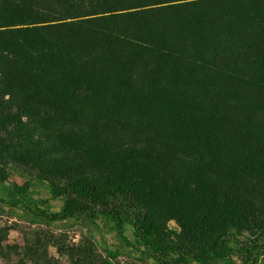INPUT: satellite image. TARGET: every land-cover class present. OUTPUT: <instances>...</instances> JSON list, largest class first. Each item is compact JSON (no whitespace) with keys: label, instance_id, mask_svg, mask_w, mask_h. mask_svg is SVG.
Here are the masks:
<instances>
[{"label":"trees","instance_id":"obj_1","mask_svg":"<svg viewBox=\"0 0 264 264\" xmlns=\"http://www.w3.org/2000/svg\"><path fill=\"white\" fill-rule=\"evenodd\" d=\"M117 117L156 123L190 159L196 237H175L109 147ZM14 142L58 173L12 182L10 205L49 185L64 203L48 221L129 225L138 259L264 264V217L238 197L264 177V0H0V154Z\"/></svg>","mask_w":264,"mask_h":264},{"label":"rangeland","instance_id":"obj_2","mask_svg":"<svg viewBox=\"0 0 264 264\" xmlns=\"http://www.w3.org/2000/svg\"><path fill=\"white\" fill-rule=\"evenodd\" d=\"M107 122L109 147L131 167L161 222L175 231V237H196L192 211L198 186L184 151L146 118L117 117ZM15 143L0 154L7 174L0 177V197L5 199L0 200V264H157L152 258H136L140 248L132 229L128 225L118 233L109 217L48 221L40 210L56 211L64 203L49 185L33 190L23 204L10 205L9 199L16 196L12 182L23 183L32 174L46 179L58 173L53 155L46 156L43 148L29 154ZM62 161L60 167L70 171L68 162ZM63 171L60 168V177ZM238 197L253 214L264 217V177L240 182Z\"/></svg>","mask_w":264,"mask_h":264}]
</instances>
